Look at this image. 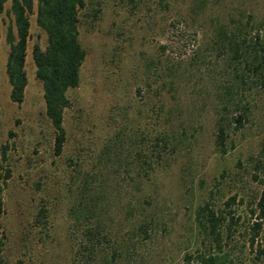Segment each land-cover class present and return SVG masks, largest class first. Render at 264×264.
I'll return each mask as SVG.
<instances>
[{"label": "rangeland", "instance_id": "1", "mask_svg": "<svg viewBox=\"0 0 264 264\" xmlns=\"http://www.w3.org/2000/svg\"><path fill=\"white\" fill-rule=\"evenodd\" d=\"M83 1L86 56L67 91L58 155L32 58L35 43L47 45L37 0L19 104L5 71L10 0L0 13V264H82L72 209L85 203L97 206L113 264H180L207 245L194 218L204 200L231 212L225 225L233 215L224 248L235 264H264V221L249 244L250 208L264 194V77L219 30L249 50L264 35V0ZM218 122L225 152L216 149Z\"/></svg>", "mask_w": 264, "mask_h": 264}, {"label": "trees", "instance_id": "2", "mask_svg": "<svg viewBox=\"0 0 264 264\" xmlns=\"http://www.w3.org/2000/svg\"><path fill=\"white\" fill-rule=\"evenodd\" d=\"M0 0V13L4 2ZM84 5L83 0H37L36 23L44 30L47 36L45 49L35 43L32 48V58L35 65V76L42 83L45 115L54 128V153L60 154L66 140V131L63 126L64 109L71 105L67 91L78 86L81 65L86 51L79 41L78 12ZM33 10V0H10L9 12L13 17V27L8 26L6 41L9 45L5 71L10 84L9 98L12 102L21 103L27 84L25 71L26 46L29 37V14ZM220 33L227 38L235 55H240L248 70L258 77H264V35L258 32L251 43L249 50H244L238 42L234 32H227L220 26ZM239 51V52H238ZM236 57V56H235ZM241 115L234 117L240 123ZM225 137L218 122L216 133V149L225 152ZM158 139L166 144V135L161 134ZM5 147H3L4 149ZM4 150L2 155L4 156ZM254 176H257L256 174ZM264 182V181H262ZM234 201V196L226 204ZM86 204V205H85ZM78 204L72 209L76 220L74 223L81 228L76 251L81 255L82 264H113L115 248L107 249L102 245L109 243L108 230L101 218L97 216V206L85 203ZM3 212V200L0 191V216ZM230 211L216 209L210 202L204 200L195 210L196 227L207 239L204 248L195 251H186L182 255L180 264H235L224 248V228L230 236L229 230L234 222L230 215V222H226ZM254 217L250 226L249 244L253 246L264 221V194L254 207L250 208ZM140 230H143L141 226ZM204 238V239H205ZM110 250V251H109ZM263 248L257 247V255L263 253Z\"/></svg>", "mask_w": 264, "mask_h": 264}]
</instances>
